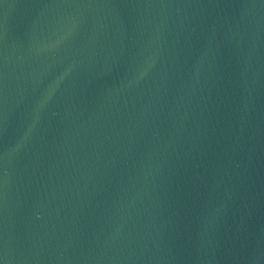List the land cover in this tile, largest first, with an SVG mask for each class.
I'll use <instances>...</instances> for the list:
<instances>
[{"label": "water", "instance_id": "95a60500", "mask_svg": "<svg viewBox=\"0 0 264 264\" xmlns=\"http://www.w3.org/2000/svg\"><path fill=\"white\" fill-rule=\"evenodd\" d=\"M0 264H264V0H0Z\"/></svg>", "mask_w": 264, "mask_h": 264}]
</instances>
